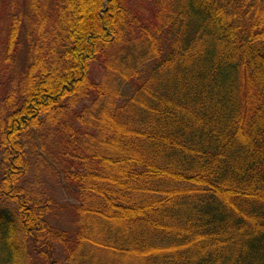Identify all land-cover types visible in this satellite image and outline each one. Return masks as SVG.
Wrapping results in <instances>:
<instances>
[{"label": "trees", "instance_id": "obj_1", "mask_svg": "<svg viewBox=\"0 0 264 264\" xmlns=\"http://www.w3.org/2000/svg\"><path fill=\"white\" fill-rule=\"evenodd\" d=\"M0 5V264H264V0Z\"/></svg>", "mask_w": 264, "mask_h": 264}, {"label": "rangeland", "instance_id": "obj_2", "mask_svg": "<svg viewBox=\"0 0 264 264\" xmlns=\"http://www.w3.org/2000/svg\"><path fill=\"white\" fill-rule=\"evenodd\" d=\"M2 6V7H1ZM1 7V12L0 16L4 14V8L3 5H0ZM140 15L142 17L151 19L155 15V8L152 4L145 2L141 6V11ZM91 76L92 78L99 84H108L109 86H112L113 78L110 75V71H107L102 64V62H95L92 64L90 68ZM0 160H1V154H0ZM33 177H30L34 180V175L32 174ZM41 181H43L46 189L54 196L56 201L60 203L62 206L68 207L70 205H73L76 203V201L67 193L65 183L62 180V177L59 176L58 178H49L45 174H41ZM62 216L59 220H55V224L57 226H65L67 228L70 226V211L68 209H64L62 212ZM60 251H62L61 248H59ZM58 250L57 253H60ZM65 257V254H64ZM32 264H43L41 260L35 261Z\"/></svg>", "mask_w": 264, "mask_h": 264}]
</instances>
